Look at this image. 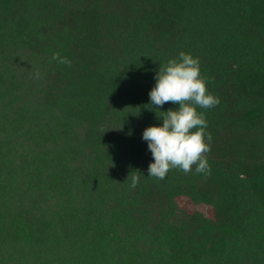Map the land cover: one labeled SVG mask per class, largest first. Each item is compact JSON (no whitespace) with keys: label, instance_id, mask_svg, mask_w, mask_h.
I'll use <instances>...</instances> for the list:
<instances>
[{"label":"trees","instance_id":"1","mask_svg":"<svg viewBox=\"0 0 264 264\" xmlns=\"http://www.w3.org/2000/svg\"><path fill=\"white\" fill-rule=\"evenodd\" d=\"M181 51L220 101L211 172L157 180ZM0 264H264V0H0Z\"/></svg>","mask_w":264,"mask_h":264},{"label":"clouds","instance_id":"2","mask_svg":"<svg viewBox=\"0 0 264 264\" xmlns=\"http://www.w3.org/2000/svg\"><path fill=\"white\" fill-rule=\"evenodd\" d=\"M52 59L71 66V61L59 53H53ZM207 83L208 78L200 71L199 58L190 53L181 51L178 58L159 66L155 85L148 93L149 105L160 108L171 102L178 107L161 112L162 124L149 126L142 133L154 161L148 165V176L164 180L173 169L188 175L193 168L196 174L210 175L207 154L211 151L212 136L207 132L204 112L198 109H211L220 101L208 90ZM141 175L139 171L131 172L132 188L137 186Z\"/></svg>","mask_w":264,"mask_h":264},{"label":"rangeland","instance_id":"3","mask_svg":"<svg viewBox=\"0 0 264 264\" xmlns=\"http://www.w3.org/2000/svg\"><path fill=\"white\" fill-rule=\"evenodd\" d=\"M179 204H180V206H182V207H186L189 211H192L193 209L191 208V207H189V205H188V202H186L185 200H180L179 201ZM206 213L208 214V215H212V211H211V209H206Z\"/></svg>","mask_w":264,"mask_h":264}]
</instances>
